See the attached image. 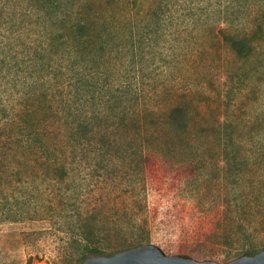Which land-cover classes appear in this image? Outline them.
<instances>
[{
  "label": "rangeland",
  "instance_id": "obj_1",
  "mask_svg": "<svg viewBox=\"0 0 264 264\" xmlns=\"http://www.w3.org/2000/svg\"><path fill=\"white\" fill-rule=\"evenodd\" d=\"M77 22L89 24L91 45L82 43L70 61L63 47L52 55L51 37L67 35L65 26ZM246 33L252 52L244 58L228 37ZM0 55V66L6 71L12 63V76L18 74L17 91H32L22 122L43 142L54 146L69 135L56 87L66 80L63 72L75 76L72 62L80 63L96 74L98 92L139 85L138 102L123 97L116 113L102 94L87 108L113 118L96 138L118 140L111 177L140 185L149 179L173 208L176 198L184 203L174 191L194 198L202 192L196 201L217 202L212 214L223 219L236 217L241 195L257 190L264 199V0H0ZM25 150L15 144L0 150L19 172L0 179V199L5 194L16 212L24 211L9 217L0 209V264H66L71 250H61L63 236L50 231L52 221L35 217L32 203L50 205L54 193L74 186L37 174L18 179L30 169L46 172ZM144 152L156 159L146 174ZM226 241L221 246L230 247Z\"/></svg>",
  "mask_w": 264,
  "mask_h": 264
},
{
  "label": "trees",
  "instance_id": "obj_2",
  "mask_svg": "<svg viewBox=\"0 0 264 264\" xmlns=\"http://www.w3.org/2000/svg\"><path fill=\"white\" fill-rule=\"evenodd\" d=\"M89 27L85 22L74 23L70 28L65 26L67 35H53L50 44L46 43L51 54L58 53L55 47H63L64 54L66 49L69 50L67 60L70 61L71 55L79 52L82 43H91L93 31L91 33ZM228 38L239 57L245 58L252 52V37L248 33ZM10 65L6 66V71L0 66V150L15 144L26 149L36 163L44 165L45 173L39 174L36 169H30L20 174L18 179H36L34 174H37L38 179H59L57 184L74 186L66 189L70 193H54L50 205L32 203L35 217L52 221L50 231H58L63 236L66 247L61 250H71L66 264H82L90 257L112 256L148 244L159 246L169 255L186 256L198 261L221 259L225 263L264 251V199L260 191L252 190L250 194L241 195L242 199H238L239 204L235 207L236 217L232 215V219H223L221 215L212 214L211 209L217 202L196 201L197 197L204 196L202 192L194 198L190 193L183 196L181 192L184 189L174 191L175 197L182 198L184 203L180 204L176 198L173 208L164 204L162 194L149 183V179L140 185L132 180L126 183L110 176L111 154L115 153L118 140L103 137L98 141L96 138L102 135V122L113 118L110 114L105 115L104 110L97 113V109L87 108L96 105L95 95L102 94L109 113H116L123 108V97L125 103L130 104L136 99L138 102V84L105 85L108 91L98 92L96 74L90 68L82 69L80 63L72 62L75 76L61 72V78L66 80L56 87L60 90L64 108L62 115L70 132L69 135L62 134L51 146L38 138L33 125L22 122V118L30 112L26 97L32 95V91L23 94L17 91L18 74L12 76L14 68ZM49 67L53 68L51 64ZM142 155L146 174L154 167L156 159L148 152ZM18 173L0 156V179H15ZM173 187L181 188L178 185ZM124 188L129 190L126 195H120L124 194ZM4 197L0 199L2 213L9 217L24 215V211H15L16 206L9 202L5 194ZM77 209L82 213L75 214ZM240 232L241 237L238 236ZM177 240L183 243L174 244ZM222 240H228L226 242L230 247L221 246ZM51 258L54 263L58 261L57 257Z\"/></svg>",
  "mask_w": 264,
  "mask_h": 264
},
{
  "label": "water",
  "instance_id": "obj_3",
  "mask_svg": "<svg viewBox=\"0 0 264 264\" xmlns=\"http://www.w3.org/2000/svg\"><path fill=\"white\" fill-rule=\"evenodd\" d=\"M82 264H220L216 261H198L181 255H166L154 244L125 250L112 256H95ZM227 264H264V251L254 255H244Z\"/></svg>",
  "mask_w": 264,
  "mask_h": 264
}]
</instances>
